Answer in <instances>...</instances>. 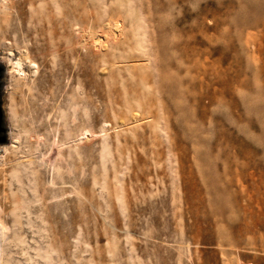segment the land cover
<instances>
[{
    "label": "rangeland",
    "instance_id": "rangeland-1",
    "mask_svg": "<svg viewBox=\"0 0 264 264\" xmlns=\"http://www.w3.org/2000/svg\"><path fill=\"white\" fill-rule=\"evenodd\" d=\"M11 2L0 264H264V0Z\"/></svg>",
    "mask_w": 264,
    "mask_h": 264
},
{
    "label": "bare ground",
    "instance_id": "bare-ground-1",
    "mask_svg": "<svg viewBox=\"0 0 264 264\" xmlns=\"http://www.w3.org/2000/svg\"><path fill=\"white\" fill-rule=\"evenodd\" d=\"M3 1H5V0H3ZM9 3L6 5H2V4H0V12L1 13H3V14H6L5 15V17L6 16H8V17H10V14H9V12H6L5 10L7 9L8 11L9 10H11L12 8H13V5H14V3L13 2H11V0H7ZM6 1V2H7ZM27 1V0H26ZM31 2V1H30ZM33 2V1H32ZM16 3H18L17 1H16ZM29 3V2H28ZM2 14V15H3ZM2 15L0 16V17H2ZM4 17V16H3ZM4 17V18H5ZM4 18L3 19H1V20H3V21H1V22H4V23H6L5 21H4ZM7 18V17H6ZM1 25H5V24H2L1 23ZM0 27H2V26H0ZM5 28H7V27H5ZM5 29H3V31H4ZM0 31H1V28H0ZM5 32V31H4ZM9 33V32H8ZM1 35V34H0ZM4 38H6L5 37V35H4ZM3 38V39H4ZM5 40V39H4ZM9 40V39H8ZM7 40V41H8ZM6 41V42H7ZM4 42V41H3ZM8 43H9V41H8ZM11 44V43H10ZM14 46L16 45V44H13ZM12 52V51H11ZM8 53L7 55L6 54H2L1 56H0V64L2 65V66H4L5 67V69H6V72L7 73H12V74H14V75H16L17 73H19V71H20V67L22 66V62H20V59H22L23 58V56L21 55V54H19L20 55V59H16V57L14 56L13 57V54L12 53ZM26 74H28V72H20V74L19 75H21V76H23V75H26ZM24 83V82H23ZM25 84H27V83H25ZM11 116H12V113H11ZM10 117V116H9ZM13 117V116H12ZM12 117H10V118H12ZM13 119V118H12ZM14 120V119H13ZM11 123H12V121H10ZM15 126V125H14ZM14 126H12L13 127V129H15L14 128ZM15 133V132H14ZM11 134H12V132H11ZM16 134V133H15ZM11 140V142H12V145H10V146H8V145H5V143L4 144H0V187H2V191L4 192V187L6 186V187H9V193L8 194H4V201L2 202L3 204H1V201H0V262H3L2 260H3V254H4V250H3V246H2V244H1V242H2V240H3V237H4V235H1V234H3V232H5L7 229H8V226H7V224H9V223H12V229H14V228H16L15 226H17V224L19 223V216H18V212H17V210H18V208H17V204L19 203V200L20 199H18V198H14V188H13V184H15L16 186H18L19 187V189H20V186L19 185H17V182L18 183H20V180H19V178L17 177V175H18V173H17V171L19 170L18 168H21L22 167V171H25L26 170V168L25 167H23V163H21V162H16V163H12V162H10V163H12L11 164V166H12V170H14V171H16V172H13V173H11V174H9L10 175V179H9V176L6 174V172L8 171L9 172V170L10 169H8L7 170V166H8V162L10 161V157L11 156H9V154L10 153H15L16 152V147H15V144H16V142H17V136L16 135H14V134H12V137L9 139V141ZM75 141H76V143L75 144H77V139H75ZM18 143V142H17ZM15 157V156H14ZM13 159H16V157L15 158H12V160ZM11 160V161H12ZM19 166V167H18ZM10 167V166H9ZM8 167V168H9ZM13 167H15V168H13ZM11 168V167H10ZM11 170V171H12ZM14 181H15V183H14ZM5 187V188H6ZM1 189V188H0ZM5 193H6V191H5ZM22 201H23V199H22ZM24 202V201H23ZM16 233V232H15ZM15 233H13V236H15L16 234ZM2 264V263H1Z\"/></svg>",
    "mask_w": 264,
    "mask_h": 264
},
{
    "label": "water",
    "instance_id": "water-1",
    "mask_svg": "<svg viewBox=\"0 0 264 264\" xmlns=\"http://www.w3.org/2000/svg\"><path fill=\"white\" fill-rule=\"evenodd\" d=\"M5 71H6L5 67L0 64V144L6 143L11 136L10 129L6 121L4 108L1 102V85L3 82L2 78Z\"/></svg>",
    "mask_w": 264,
    "mask_h": 264
}]
</instances>
